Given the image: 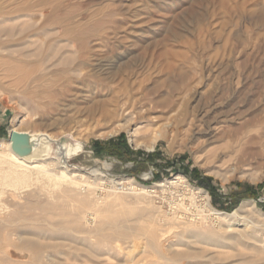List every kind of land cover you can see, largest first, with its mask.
<instances>
[{
    "label": "rangeland",
    "instance_id": "obj_1",
    "mask_svg": "<svg viewBox=\"0 0 264 264\" xmlns=\"http://www.w3.org/2000/svg\"><path fill=\"white\" fill-rule=\"evenodd\" d=\"M93 1L82 0V2L74 4V14L77 12L76 17H88L89 10L92 9L90 11L92 12L95 10V6L97 9L102 8L101 5L107 2L105 0ZM101 2L102 4H100ZM146 2L148 6L145 13L146 21L144 20L145 23L139 25L140 27L132 26L134 19H130V14L125 16L124 19L117 18L116 14H112V21H123L121 26L124 27L119 26L118 31L115 29L117 33L119 32V36L105 38V47L100 48L102 51L95 52L98 54L101 51L100 54L104 52L103 54L113 55L114 58L122 57L124 60L126 59L125 61L128 60L130 65H134L131 66L135 69L142 61L144 62L152 55L158 57L157 55H159L162 47L168 46L167 48L176 52L178 57L180 56L182 62L178 57V59L175 58L173 62L175 67L178 65L177 70L172 72L170 76V78L172 77L171 82H174H172L174 90H172V87H168L159 96L163 100L177 92L174 94L176 105L174 111L168 113V115H166L167 113L160 115L163 114L160 112L149 113L163 116L159 120L155 119L154 116L153 120L157 125L154 126L156 130L163 132L169 128V124L174 120L175 123H178L186 115L185 119H189L187 121H191V118H199L201 110L209 112L214 104L223 105L224 103L227 105L216 111L213 114L214 116L212 115L217 119L224 117L235 109H239L238 114L241 113V110L242 113L245 112L244 114L250 112V109L254 108L259 102L262 92V88L259 87V80L264 73V51L248 49L241 52L237 62L243 75L244 85L242 83L241 87L235 90L234 85L229 82L231 70L234 67L232 64L234 53L229 52L227 35L225 34L228 29L223 34L226 36L223 37L222 35L221 39H217L215 35L213 36L210 30L212 29V26H210L211 12L207 2L204 3L198 0H147ZM148 2L150 3L148 4ZM87 5L89 6L87 7ZM82 12L85 13L84 16ZM109 13L110 11H107L106 15ZM225 17L227 16L221 14L218 16L217 21L219 23L225 22L228 20ZM204 22L206 25H204ZM199 25L200 27H197ZM201 31L207 33L208 37ZM197 32H201V34ZM210 35L211 38H209ZM198 36L207 39H199ZM214 39L216 40L214 41ZM201 40L202 43L200 44ZM198 42L199 44H197ZM192 45L195 47H192ZM197 45H202L204 49L202 46L201 49ZM182 49L184 52H182ZM185 49L188 51L186 50V52ZM186 54L187 56H185ZM182 56L183 59H181ZM88 64L90 63L82 64L81 70H84L83 73L80 74V77H73L71 79L73 85L72 81H68V85L70 84L69 86H72L81 94H91L89 92L91 91L92 96H94L99 92L101 82L95 78H85L88 73L93 72V70H89L92 65ZM119 64L122 65L124 62L121 61ZM87 67L88 69H86ZM139 67L137 72L141 76L143 68L141 65ZM59 71L60 68H57V71L53 73L54 76H52L53 81L57 84L61 82L62 79L60 78L63 77L62 74L57 76L60 73ZM184 72L189 75V80L182 84V78L180 77H183ZM182 73L184 74L182 75ZM53 74L51 73V75ZM10 81L9 83L6 82L9 88L6 86L5 91H3L4 94L0 93V127H5L7 131V136L0 137V142L8 139L9 131H12L13 126L18 127L21 131H47L54 135L64 134L63 136L69 138V144L76 146L80 142L82 148L67 158L66 162H60L59 166L52 167L53 172L60 175V172L66 168L71 172L81 173L84 177L82 180L80 179L81 182H79L76 191L66 192L67 183L63 180L56 187L45 180H43L45 182L40 180L23 189L22 193L19 194L20 197L17 196L18 198L10 195L9 190L5 192L3 200H5V205H9L10 208H5V230L0 228V240L5 243L4 245L0 241V245L2 244L0 247V264H94L95 262V264H250L248 262L250 260L264 259V167H257V164L252 162L251 165L245 167L242 173L233 171V169L225 170L220 166H214L208 171L206 170L208 165L202 166L197 158L198 156H209L210 158L215 152H219L224 145L228 146L227 144L233 140L230 136L227 138L216 136L214 139H210L208 141L209 145L207 144L208 147L203 148L206 153L202 151L198 154L194 152L196 145L193 142L189 143L190 137L185 135L180 137L178 144H175V148L171 147L172 136L170 134L158 138L151 149L145 148L143 145L136 146L132 141V134L134 135L137 127H140L137 130L140 132L138 133L140 142H149L152 135V128L147 132L145 121L141 122L144 120L141 115H145L149 111V106H146L145 109L148 111H143L141 114H137L138 116L135 114L134 120L136 122L133 123L137 126L133 125L132 128L123 129L114 135L87 137L90 130L96 128V123H93L87 117H81L80 126L75 127L71 126L73 123L70 124L66 121H62L60 125L50 123L54 117H60V114L67 112L65 111V96L68 94H65L64 89L56 86L55 82L49 84L50 87L48 85L31 87V91L38 95L34 98H26L20 94L21 88L14 86V89L10 85ZM63 84L67 85V82L64 81ZM257 87L259 88L257 89ZM51 89L57 94L55 99H50L44 93ZM167 91L171 93L169 94ZM163 96L164 98H162ZM248 115L247 119L243 120L244 124L262 117L263 114L260 110H256ZM241 127V124L233 125L230 132L234 133L235 130ZM120 134L125 135L129 146L134 151L140 150L146 154L156 153L155 161L152 162L143 156L140 163H138L134 160L122 161L110 155L98 156L95 154L92 148L95 141H107ZM222 140L224 141L222 142ZM3 151L4 148L0 147V152ZM180 156H186V159L183 162L174 161ZM226 159L228 160L226 157L219 163L224 164L227 161ZM171 162H175V165L172 166ZM105 163L111 164L110 171L102 174L96 173L98 174L96 175L95 170L103 167ZM186 164H190L191 168H198L200 176L212 178L216 195L212 194L206 187L198 184L193 176L182 171L183 166ZM252 178H257V180L252 181ZM247 186L255 191V195H251L248 189L246 191ZM235 200H237V204L230 208L231 203ZM49 204V208L44 207ZM81 206L85 209L83 222L80 224L82 229L76 225L72 226L71 223L67 224L70 221V216L62 214V212L71 213ZM18 210L19 212H17ZM33 216L35 217L33 218ZM46 219L53 222L55 226L47 224ZM57 224L66 227H63L62 231H54L57 234L44 236V238L39 236L37 238V235L34 234L29 235L30 238L32 237L35 240L38 247L31 250L24 247L23 241L29 236L26 237V234H21V231H33L38 225L41 226L43 232H53V228L59 227ZM33 225L35 226L32 227ZM149 225L150 227L158 226L159 232L161 231L160 233L163 234L160 238L161 245H156V249L160 253L163 251L162 253L172 256L177 254V261L162 258V253H154L153 249L151 250L147 240L148 233L146 232H149ZM50 227L53 228L50 229ZM139 227L143 230H140ZM88 229L90 233H88ZM112 229L119 232L120 230L125 232L129 230L130 235L127 236V234L121 238L112 236L111 239L102 237L104 234L114 233L115 230ZM135 232H138V238L132 237ZM19 235L21 236V243L18 241L20 240ZM186 252L189 255H185ZM45 254H50L51 261L47 260Z\"/></svg>",
    "mask_w": 264,
    "mask_h": 264
},
{
    "label": "bare ground",
    "instance_id": "obj_2",
    "mask_svg": "<svg viewBox=\"0 0 264 264\" xmlns=\"http://www.w3.org/2000/svg\"><path fill=\"white\" fill-rule=\"evenodd\" d=\"M105 1L107 2L105 4L103 3L104 5L102 4V2L100 3L102 4L101 7L103 6L102 7L103 9L102 8L97 9V7L95 6L94 7L95 10H93L92 12H90L92 9L89 10L88 14L89 13L90 14L88 17L86 16L76 17L77 15L75 14L77 12L74 14L75 12L74 4L80 3L82 2V0H0V93L4 94L3 91H5L7 86L6 82L8 81L7 83H9V81L11 80L10 81L11 86L13 87L15 86L16 88L20 87L21 89H23V90L20 89L21 91L20 94L23 97L34 98L38 94L31 91L30 88L43 87L46 85L50 87L49 84L55 82L53 81L52 78V76H54L53 73L57 71V68H60L59 71L60 73L57 76H60L62 74L63 77L61 76L62 78L60 79L62 80L59 84H57V82H55V84L56 86H59L62 89H64V91L66 92L65 94H68L67 96H65L66 98L65 111L67 112L60 114L61 115L60 117L58 116L54 117L50 122L51 124L60 125L62 121H66L70 124L73 123L71 126L75 127V126H80L79 122L81 117L82 118L87 117L91 119L93 123H96L95 129L90 126L92 129L88 133V136L86 135L87 137L109 136V135H114L123 129L132 128L133 125H136L134 124L136 122V120H134L135 114L136 115L139 113L141 114L143 111L146 112L149 110L145 115L143 114L141 115L142 119H144L141 122L145 121L146 125L145 124L144 125H145V130H147V132L150 128H152L151 131L152 138L150 137L149 142H140L139 140L140 138L138 139L139 137L138 133L140 132L137 131L140 129V127H137L135 129L137 131V134L135 135L136 131L134 135L132 134L133 136L132 141L136 146L143 145L145 148L151 149L154 146L153 143L158 138L164 137L166 136V134H170L172 136L171 147L175 148V144L176 145L178 144V140L180 139V137L185 135L190 137L189 143L193 142L196 145V147L194 146L195 147L194 152L198 154L202 151L204 152L203 148L208 147L207 144L210 139L212 138L214 139V137L216 136H219V138H227L228 136H230V138L233 140L229 144H227L228 146L224 145L223 148L219 146L222 149L219 152H215L213 155H211L210 158L209 156L199 157L197 155L198 161L199 163H201L202 166L208 165L206 170L209 171V169L213 168L214 166H218V167L220 166L222 169L225 168V170L233 169V171L242 173L245 167L251 165L252 162L256 163L257 167H264V73L260 76V80H259V87L262 88L260 100L259 102L257 101L258 103L255 106L253 105L254 108L251 107L252 109H250V112L252 113L253 111L260 110V112H262L263 114L262 117L252 120L248 124H244L243 120L247 119V115L250 112L248 111L249 112V113L247 112L248 114L247 113L244 114L245 112L242 113L241 110V113L238 114L240 112L239 109L238 110L235 109L234 111L228 113L224 117L217 119L216 117H213L214 116L213 114H215L216 111L227 105L224 103L223 105L214 104L213 106H211V109H209V112H204V110H201L199 114V118H191L192 119L191 121H187L189 119L187 120L185 119L187 117L186 115L185 118L180 117L181 120L178 123H175V120L172 123H170L168 126L169 128L167 130L163 132L159 131L158 129L156 130L155 127L157 125L156 122L153 120V118L155 116V119L159 120L163 116H159V115L156 116L149 113L160 112L163 113L160 115H164L165 113H167L166 115H168V113H172L174 111L176 106L174 102V94L177 92L171 94L170 96H168L163 100L159 98V96L161 95V93L167 90L168 87L170 88L172 87L173 81L171 82L172 77L170 78V76L172 72H176L177 70L176 67L178 66L176 65L175 67L173 61L175 60V58L176 59L179 58L180 60V56L178 57L177 56L178 54H176V52H174L170 48H167L168 46L162 47L159 55H157L158 57H155V55L151 54L152 56L150 58H148L144 62L142 61L137 66L138 68H140L139 66L141 65L143 68V70L141 69L143 73L140 76V73L137 72L138 68L135 69V67H132L134 65L131 64L132 65L131 66L130 63H128V60L125 61L126 59L124 60V58L122 57L114 58L113 55L111 56L108 55L107 53H105L107 55L103 54L104 52L100 54V52L102 51L100 48L105 47L104 39L112 38L115 37L116 35L119 36V32L117 33L115 29H117L118 31V27L123 25L122 24L123 21L120 22L117 20L118 23L115 21L114 23L111 19L112 14H116V17L118 16L117 18L120 17L123 19L125 16L130 14L129 15L130 19L131 18L134 19V23H132V26L135 27V26L143 25L145 23L146 21L145 13L148 9L146 2L147 0H105ZM198 1L204 3L207 2V6L209 7L211 12L210 26H212L211 27L212 29L210 28L209 29L211 30V33H213V36L215 35L217 39H221L222 38L221 36L228 29L225 34L227 35L229 52L234 53L233 54L234 58L232 60L233 61L232 64L234 67L231 70V74L229 73L230 74L229 82L230 84L234 85L235 90H237L241 87L243 83L242 81L243 75L238 67V62H237L239 56L241 55V52L248 49H253V50L259 49L264 51V0H198ZM149 3L150 2H148V4ZM92 5H96V4H92ZM200 5L202 6V4ZM88 6L89 5H87V7ZM107 11H110V13L106 15ZM82 13L84 16L85 13L84 12ZM73 14L75 15V17ZM147 14L149 15V13ZM221 14L226 15L227 17L225 18H228V20H226L225 22L222 20L223 22L219 23V21H217V18ZM207 16L209 17V15ZM205 22L204 25H206ZM127 23L129 22L127 21ZM200 25L197 27H200ZM129 26H131V24ZM203 27L204 26L202 24V28ZM201 32L200 33L197 32V33L201 34ZM205 34H206L205 36H207V33ZM225 36L223 35V37ZM209 38H211V35ZM201 39H207V38L203 37ZM215 40L216 39H214V41ZM201 43L202 40L200 41V44ZM114 44L116 45V43ZM197 44H199V42ZM193 46L194 45H192V47ZM197 46L201 48L202 45L201 46L197 45ZM99 50L101 51L97 54L95 51L98 52ZM186 50L187 49H185V51ZM182 52H184L183 49ZM183 56L181 59H183ZM185 56H187V54ZM121 61H123L124 64L120 65L119 63H121ZM84 63H90L88 65L90 66L92 65V67L89 70L91 71L93 70V72L88 73L85 76V78L88 77L92 79L95 78L101 82L100 83L101 88L98 89L99 92L94 94V96H92L93 95L92 92L89 91L88 89L87 90L91 94L89 93L81 94L80 92H78V90H75L72 86H69L70 84L68 85V81H72L71 79L73 77L76 78L81 76L80 74L83 73L84 71L81 70V67L82 64ZM86 69H88V67ZM51 73L53 75H51ZM184 73H182V75ZM180 78H182V84H183L187 80H189V75L185 73L183 77ZM83 79L84 77L82 78V80ZM63 80L67 82V85L63 84L64 82ZM4 81L6 82L4 83ZM182 84L180 83V85ZM72 85H73V81H72ZM176 85L179 86L178 84ZM259 87H257V89ZM7 88L9 87L7 86ZM173 88L174 87H172V90H174ZM44 93L50 99H55V97H57V94L53 91V89L49 90L47 93L46 92ZM167 93L169 92L167 91ZM162 98H164V96ZM146 106H149L148 110L145 109ZM236 124L238 125L241 124L242 127L240 129L235 130L234 133H231L230 132L231 127ZM12 130L21 131L18 127H14V126ZM32 133H37L42 135V139H41L42 143L39 149L41 154L42 152H48L51 144L56 143L57 147L55 149V155L51 159L49 160L45 159L46 161H40L43 159L27 161L23 158L18 157L11 150V144L9 138L6 139L5 141L0 142V147L4 148V151L0 152V228L4 230H5V208L7 209L10 208L9 205H5V200H3V198H5V192L7 190L10 191V195H12L13 197H17L19 196V194L22 193L21 191L23 189L30 187L33 183L37 181L45 180L46 182H49L50 184H53L56 187L58 183H61V181L63 180L64 182L67 183L66 192L76 191L78 189V185L80 184L79 182H81L80 179L82 180L84 177L83 174L71 172L66 168H64L60 172V175L54 173L52 169V167L56 165L59 166L60 162H66L67 158H69L72 154L79 151L82 148V143L79 142L76 144V146L67 144L64 141V139H62L64 134L54 135L47 131H35ZM223 141L224 140H222V142ZM226 157L228 158V160L226 159L227 161L224 164H220L219 162L225 159ZM110 169H111V164L105 163L103 167L95 170V174L96 173L102 174L104 172L110 171ZM246 176L248 175L246 174ZM256 180L257 178L256 179L252 178V181H256ZM44 207L49 208L50 204ZM87 209L89 210V208ZM84 210L85 209H83V207L81 206L76 208L75 211L71 213L62 212V214L70 216L69 218L70 221L67 224L71 223L72 226L76 225L78 226V228L80 227V229H82L80 224L81 222H83L82 218H83ZM17 212H19V210ZM44 214L46 215V213ZM34 217L35 216H33V218ZM45 222L51 226H55L53 225V222H50L48 219H46ZM57 225L59 226V224ZM118 225L120 224L118 223ZM34 226L35 225H33L32 227ZM41 226L37 225V227L33 231L32 230L21 231V234L24 235L26 234L25 235L26 237L27 235L32 236L34 234L37 235L36 236L37 238L39 237L44 238V236L46 237L50 235L53 236L54 234H57L54 231L56 230L60 231L61 229L63 230V227H66L65 225L59 226L56 229L52 227L53 232L52 231L43 232V229L40 228ZM52 228L50 227V229ZM140 228L141 227H139V229ZM119 229L117 228V230ZM117 230H115V232L111 233L110 235L109 234L102 235V233L101 232L100 233L103 238H107V239H111L112 236L121 238L127 234H128L127 236L130 235V233H128L129 230L126 232L121 230L119 232ZM148 230L149 232L146 230L145 231L148 233L147 240L149 247L151 248V250L153 249L152 251L154 253L161 254L163 251L160 253L156 249V245L158 246L161 245L160 238L163 236V234L160 233L161 231L159 232L158 226H153V227L151 226ZM88 231H89L88 233H90L89 229ZM20 235H19V239L21 238ZM30 236L23 241L24 247L30 250L36 249L38 247L37 246L38 244L35 242V240L32 237L30 238ZM24 237L22 238L24 239ZM132 237L138 238V232L132 234ZM2 241L1 243L5 245V243H3ZM18 241L19 243L22 242L21 239ZM38 241H40V239H38ZM78 247L80 246L78 245ZM184 254L189 255L188 252ZM45 255L47 260L51 261L50 254H45ZM176 256L178 255L176 254ZM176 256H172L170 254H165V253L161 254L162 258H166L171 261H177ZM248 262L250 264H264V259L257 261L250 260Z\"/></svg>",
    "mask_w": 264,
    "mask_h": 264
},
{
    "label": "trees",
    "instance_id": "obj_3",
    "mask_svg": "<svg viewBox=\"0 0 264 264\" xmlns=\"http://www.w3.org/2000/svg\"><path fill=\"white\" fill-rule=\"evenodd\" d=\"M7 136V131L5 129V127H0V137H6ZM94 152L96 155L98 156H104V155H110L112 157H116L119 160L122 161H137L138 163H140V159L141 157H145L148 160H151L152 162L155 161V154H146L140 150L138 151H134L133 149H131V147L129 146L125 135L124 134H120L117 137L111 138L107 141H95L93 143L92 146ZM186 159V156H180L179 158H177L174 161H180L183 162ZM170 164H172V166L175 165V162H171ZM182 171L184 173H187L191 176H193V178L195 179V181L206 187L207 189L210 190V192L212 194L216 195L215 192V187L212 185V178L210 177H202L199 174V170L196 167L191 168L190 164H186L185 166H183ZM158 177V176H156ZM249 191V193L251 195H255V191L252 190V188L250 186H247L246 191ZM239 194V193H238ZM237 204V200H235L234 202L231 203L230 208H233L235 205ZM222 207V206H221Z\"/></svg>",
    "mask_w": 264,
    "mask_h": 264
},
{
    "label": "water",
    "instance_id": "obj_4",
    "mask_svg": "<svg viewBox=\"0 0 264 264\" xmlns=\"http://www.w3.org/2000/svg\"><path fill=\"white\" fill-rule=\"evenodd\" d=\"M9 140L11 144V150L20 158L27 161H33L36 159H48L55 155L56 143H52L48 152L40 153L39 149L42 143V135L32 133L31 131H9ZM64 141L69 144V138L63 136ZM71 145V144H70Z\"/></svg>",
    "mask_w": 264,
    "mask_h": 264
}]
</instances>
